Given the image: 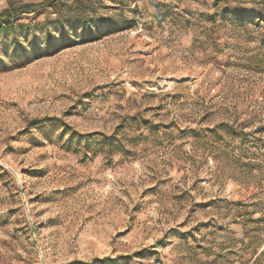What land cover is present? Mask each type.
<instances>
[{
    "label": "rangeland",
    "instance_id": "obj_1",
    "mask_svg": "<svg viewBox=\"0 0 264 264\" xmlns=\"http://www.w3.org/2000/svg\"><path fill=\"white\" fill-rule=\"evenodd\" d=\"M0 264H264V0H0Z\"/></svg>",
    "mask_w": 264,
    "mask_h": 264
},
{
    "label": "trees",
    "instance_id": "obj_2",
    "mask_svg": "<svg viewBox=\"0 0 264 264\" xmlns=\"http://www.w3.org/2000/svg\"><path fill=\"white\" fill-rule=\"evenodd\" d=\"M10 15H11V10L7 8V9L0 12V20L3 18H7Z\"/></svg>",
    "mask_w": 264,
    "mask_h": 264
}]
</instances>
